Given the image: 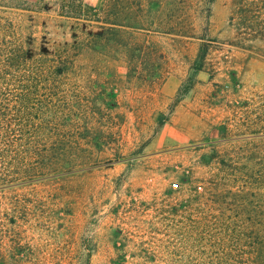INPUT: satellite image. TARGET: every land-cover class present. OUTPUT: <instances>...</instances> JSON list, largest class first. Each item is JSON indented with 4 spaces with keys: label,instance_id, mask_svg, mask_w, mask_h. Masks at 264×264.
Listing matches in <instances>:
<instances>
[{
    "label": "rangeland",
    "instance_id": "374dc122",
    "mask_svg": "<svg viewBox=\"0 0 264 264\" xmlns=\"http://www.w3.org/2000/svg\"><path fill=\"white\" fill-rule=\"evenodd\" d=\"M77 1L0 0V264H264L263 1Z\"/></svg>",
    "mask_w": 264,
    "mask_h": 264
},
{
    "label": "trees",
    "instance_id": "16d2710c",
    "mask_svg": "<svg viewBox=\"0 0 264 264\" xmlns=\"http://www.w3.org/2000/svg\"><path fill=\"white\" fill-rule=\"evenodd\" d=\"M263 2L260 3V5H264V0H262ZM154 2H148V8L147 10H149L148 12L151 13V8L150 6L153 4ZM157 4V2H155ZM159 5V4H158ZM259 5V4H258ZM134 6H138L139 9H143L141 3L138 4V3H135L134 2ZM61 9L65 11V13L67 15H83V6L81 4V0L77 1V2H73L72 4H69V5H65L63 4L61 6ZM118 9V7H117ZM105 15H106V18L107 17H115V22L114 23H110L111 25V28L113 31H116L118 34L120 33H123L125 32V28L126 27H130V28H134V29H137L139 30V27L137 26H140V25H143L141 24V21L142 19H140V22H137V26L135 27H131L129 25H123V24H119L120 22L117 20L118 17L120 16V12L117 11L115 13H112V12H107L105 11ZM141 12V11H140ZM108 13V14H107ZM96 15V14H94ZM152 21V20H151ZM104 37H99L98 39L99 40H102ZM20 54H23V51L21 49V46L18 45L16 42H14V40H7L6 38H3L1 41H0V74H11V73H15V72H18V58H19V55ZM188 83L191 84L192 80L191 79H188Z\"/></svg>",
    "mask_w": 264,
    "mask_h": 264
}]
</instances>
